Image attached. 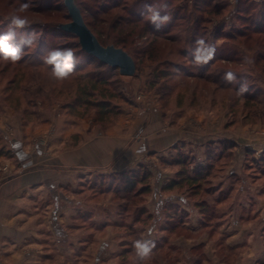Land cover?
I'll return each mask as SVG.
<instances>
[{
    "label": "rangeland",
    "instance_id": "obj_1",
    "mask_svg": "<svg viewBox=\"0 0 264 264\" xmlns=\"http://www.w3.org/2000/svg\"><path fill=\"white\" fill-rule=\"evenodd\" d=\"M116 1L123 4L125 0H76V3L84 15L98 23L103 38H107L104 46H114L113 43L118 38L127 40L126 52L136 61V73L132 77L121 76L118 70L100 66L97 60L81 51L76 37L58 29L60 24L70 22L64 0H0V34L7 31V18L15 9L28 3L29 9L21 15L27 16L30 26L19 29L16 38L19 41L21 36L33 32L37 35L36 42L25 49L20 61L13 63L0 59V143L3 141L1 133H5L9 139L15 138L17 134L16 138H21L23 129L29 130L37 138L46 132V127L53 123L54 118H60L64 114L80 117L70 110L87 111L83 119L98 123L99 116L93 109L87 110L77 103L82 97L77 89L81 85L94 84L100 79L108 82L109 92L116 95L111 105L115 111L116 108L120 111L117 119L105 123L114 122L112 125L104 127L105 125L98 124L103 131L115 126L123 111L128 113L132 122L138 119L139 112L150 111L151 118L159 116L162 119L161 125L173 128H191L192 124L200 128L201 122L205 128L209 126L208 123L216 122L231 130L264 125V117L259 119L261 113L264 114V0H142V4L150 2L151 6L160 11L161 16L168 15L171 18L162 28L173 36L172 40L163 41L155 40L153 29L141 33L132 30L127 23L116 29L110 27L111 22L102 9ZM128 1L134 4L138 0ZM145 19L148 20L146 15ZM148 23L151 24L150 21ZM171 25L174 26L167 31ZM201 38L206 45L215 47V53L206 63L201 61L197 64L194 58L199 49L197 41ZM53 48H71L76 54V67L63 81L52 78L49 74L51 66L45 65L42 60ZM246 57L252 63H246ZM19 62L21 65H15ZM227 72L235 73L237 82L232 87H226V90L217 87L212 99L211 92L215 87L198 78L224 79ZM85 76L91 81L86 82L83 78ZM245 82L248 84V91L243 96H237L236 90L240 83ZM98 95L97 99H100ZM72 104L76 107H71ZM209 115L215 121H211ZM197 116L203 119L198 121ZM181 149L183 151L180 155L177 153L162 158V166L174 163L181 156L190 161V150L187 146ZM252 163L257 165V159L254 158ZM206 167L198 169L192 163L189 176L204 173ZM172 170L178 172L180 168L174 167ZM245 172L252 175L257 171L246 169ZM128 178L134 179L135 174L132 173ZM212 178L200 182L201 188L184 183L180 187L167 189L165 192L169 195L178 196V202L163 209L161 214H151L153 219L139 227L135 236L131 235L133 229H120L119 232H123L122 238L129 240L128 246L141 240L143 236L154 241L155 247L142 264H256L246 256L255 246L249 243L240 245L238 240L253 235L252 244L260 243L264 232L243 230L238 232V237L218 223L222 216L213 212L215 205L212 204L214 199L210 196L209 181ZM104 181L105 187L109 181ZM104 198L107 200L106 198L111 197ZM115 198L118 199L112 200L121 204L120 210L125 206L123 204L130 201L126 205L131 206L130 214L124 215V223L136 218L134 209H142L146 204L144 197L135 201L118 196ZM179 198H183V202ZM201 201L209 203L207 215L209 217L215 213V219L205 218L209 223L207 228L204 229L202 225L200 230H194L190 213ZM159 216L161 221H157ZM146 217L147 215L144 216ZM137 220L141 224L145 223L141 219ZM177 224L182 228L171 230ZM149 228L153 229L151 235L147 234ZM207 239L213 245H208ZM228 240L232 246L227 245ZM261 257L264 259V256ZM137 259L135 253H127L118 261L119 264H137Z\"/></svg>",
    "mask_w": 264,
    "mask_h": 264
},
{
    "label": "crops",
    "instance_id": "obj_2",
    "mask_svg": "<svg viewBox=\"0 0 264 264\" xmlns=\"http://www.w3.org/2000/svg\"><path fill=\"white\" fill-rule=\"evenodd\" d=\"M138 115L132 122L123 111L107 131L94 120L64 114L37 138L23 129L21 138L1 133L0 154L10 152L13 158L0 156V264H119L129 244L119 232L125 214L114 199L95 194L99 179L123 190L132 173L147 169L151 190L143 196V209L161 214L178 202V196L165 192L176 180L175 163L166 168L162 158L184 146L202 169L217 162L227 143H237L229 161L218 160L224 169L209 180L213 212L220 213L218 223L233 236L243 230L264 232L263 124L231 130L216 122L205 128L201 122L200 128H173L161 125L159 116L151 118L150 111ZM254 158L257 165L250 164ZM246 169L257 172L249 175ZM190 214L192 228L200 230L202 213L196 208ZM252 238L244 236L238 244L255 246L246 256L264 264V234L260 243L252 244ZM227 245L233 244L228 240Z\"/></svg>",
    "mask_w": 264,
    "mask_h": 264
},
{
    "label": "trees",
    "instance_id": "obj_3",
    "mask_svg": "<svg viewBox=\"0 0 264 264\" xmlns=\"http://www.w3.org/2000/svg\"><path fill=\"white\" fill-rule=\"evenodd\" d=\"M142 3H143L142 0H140V1L138 0L134 4H131L128 0H125L123 4H120L119 2L116 1L114 4L104 7L102 10H105V14L108 18L107 20H109L111 22L110 27H112V28L114 27L116 29L121 24L127 23L126 25L131 26L132 30L140 31L141 33L142 32H149V30L153 29L154 35H155V40L163 41V40L171 39L173 36L167 34L166 31H163L162 27L159 30H157L153 26L152 23L151 24L148 23L149 20H146L145 15H144L145 14V6L151 5V3L150 2H146L145 4H142ZM78 7H79V5H78ZM80 10L82 12V15H83V18L85 20L86 25L93 32V34L97 37L99 42L104 46V43L106 42L107 38L106 37L103 38V34L100 32V28H99L98 23H95L96 22L95 20H91L88 15H84L81 8H80ZM141 11H143V12H141ZM68 18H69V21H71V19L69 17V13H68ZM172 26H174V25H171L170 28H167V29L164 28V29L169 31V29H172ZM63 33L76 37L73 34H69L66 32H63ZM155 40H153V41H155ZM113 44L115 47L121 48V49L126 51V48H127L126 44H128V43H127L126 39L118 38L115 40V42ZM80 48H81V46H80ZM81 51L83 53H85L87 56H89L90 58L97 60L96 58H94V57L90 56L89 54H87L86 52H84L82 50V48H81ZM128 54L130 55L129 52H128ZM130 56L132 57V55H130ZM97 61L99 62L100 66L101 65L107 66V65L101 63L99 60H97ZM134 61H135V59H134ZM135 64H136V61H135ZM15 65H21V62L16 63ZM112 69H114V68H112ZM115 70H118V69H115ZM83 78L86 82L91 81V80H89L88 76H85ZM198 80L204 81L208 84L210 83L211 85H213L215 87V88H213V90L211 92L212 99L215 96L217 87L221 88L223 90H226V87H232V84L226 83L225 79L213 78L210 80L208 78L207 79L206 78L205 79L204 78H198ZM219 80H221L222 82H219ZM58 81H63V80H58ZM108 86H109V84H108V82H106V80L100 79V80H96V83H94V84L89 83L87 85H81V87L78 88L79 90L77 89V91H80V93L82 95V97H80L78 99L77 103H79L80 106L86 107L85 109H87V110L93 109L99 116L98 124H103V125H105L106 121H110V120L113 121L120 116V111L117 108H116L117 111H115V108L111 105V101L116 98V95L115 94L113 95V93L109 92ZM108 93H110V94H108ZM97 95L100 97V99H97ZM193 98H194V96H193ZM212 101H214V100H212ZM71 107L74 108L76 106L74 104H72ZM78 111L73 112L70 110V112L72 114L77 115V117L80 116L79 118H84L83 116H86L88 113L87 111H79V112ZM255 113H256V111H254L253 115H255ZM259 117H260L259 119H262L264 117V114L261 113V116H259ZM112 123H114V122H111V124H106L104 127H108L109 125H112ZM234 147H235V145L233 143H227L225 146V150H224L223 154H221L219 159L223 157L225 159L224 162L229 161L232 158V155H233L232 149ZM182 151H183L182 149H179V151H178L179 155L182 154ZM0 156L1 157H10L11 153L10 152H1ZM218 160L216 162V160L213 159L212 161L208 162V165L206 167L207 170L204 173H197V175L191 177V176H189V170H190L192 163H194V159L191 157L190 161H188V159H186L182 156L178 157L174 162L175 163L174 166L179 167L180 170H178V172H177L176 180H174L169 185L170 187L168 189L180 187L184 183L193 184V186H197L198 188H201L200 182L201 183L206 182L209 177L214 176L216 173H218V171H220L221 169H224V164L221 163L220 161L218 162ZM252 162H253V160H251L250 164L254 165V163H252ZM199 171H201V170H199ZM150 180H151V173L147 169L145 170L144 168H141L135 174L134 179L130 180V178H129L128 180H126L124 182L123 190L115 188V185H117V184L114 183V186H113L112 182H110L107 186L104 187V185L106 183L103 179L100 178L99 183L97 184V189L95 190V194H97L99 196L111 197L112 199H118V198H115L116 196L121 197V198H130L131 200L135 201L137 199H142L143 196H145V194H148L150 192V190H151V187L149 185ZM121 192L123 193V196H122ZM128 203H130V201ZM128 203L123 204L125 206L121 209L122 213H124L125 215L127 214V216H128V214H130L129 209L131 207V206H126ZM207 203H206V201H201L197 204V208L200 210L202 215H204L203 216L204 219L202 221V225H203L204 229H206L207 226L209 225V223L207 221H205V218H207V220L210 217H213L215 219V213H213L212 216L208 217V215H207V209H208ZM208 205H209V203H208ZM134 213H136V218L133 216L134 218H131V222H127V223L122 222L121 223L122 228L131 229V230L133 229V232H131L132 236H135L137 234L139 227L146 225L149 220L153 219V217L151 215H148L147 211L143 208L142 209L137 208L136 210L134 209ZM145 215H147L146 218H144ZM123 218H125V217H123ZM137 219H141L145 223L141 224V222L138 221ZM135 227H138V228H135ZM212 227L214 229V226H212ZM178 228H182V227H179V225L177 224L175 227L173 226V228L171 230L178 229ZM127 236H130V235L127 234ZM133 243H131V246L129 245L127 247V253H135V251H134L135 248H134ZM123 256H125V254H123L121 257H123ZM160 261H162V260H160Z\"/></svg>",
    "mask_w": 264,
    "mask_h": 264
},
{
    "label": "clouds",
    "instance_id": "obj_4",
    "mask_svg": "<svg viewBox=\"0 0 264 264\" xmlns=\"http://www.w3.org/2000/svg\"><path fill=\"white\" fill-rule=\"evenodd\" d=\"M28 3L21 4L18 9L15 10L8 18L7 31L0 34V59L4 61H11L13 63L22 59L25 49L30 48L37 40L36 33H29L27 36H21L17 41V31L25 27L30 26L27 16L21 15L29 9ZM146 18L153 24V26L159 30L163 25L170 21L168 15L161 16L160 11L151 5L145 6ZM199 49L195 55L194 62L200 63L201 61L206 63L210 60L215 53V47L212 45H206L205 41L201 38L197 41ZM43 63L47 66H51L49 74L56 80L67 79L74 71L77 63L76 54L71 48H53L49 50L46 55L42 57ZM246 63H252L250 59L245 58ZM224 79L229 84H235L237 78L235 73L227 72ZM248 91V84L240 83L239 88L236 90L237 96H243ZM152 228L148 229V234L151 235ZM155 247V243L149 239L136 240L134 242L135 254L137 264L148 258Z\"/></svg>",
    "mask_w": 264,
    "mask_h": 264
},
{
    "label": "water",
    "instance_id": "obj_5",
    "mask_svg": "<svg viewBox=\"0 0 264 264\" xmlns=\"http://www.w3.org/2000/svg\"><path fill=\"white\" fill-rule=\"evenodd\" d=\"M65 7L69 13L71 21L60 24L58 29L75 35L84 52L96 58L101 63L118 69L121 76L132 77L136 73L134 59L123 49L113 45L103 46L93 32L86 25L82 12L76 0H64Z\"/></svg>",
    "mask_w": 264,
    "mask_h": 264
},
{
    "label": "built area",
    "instance_id": "obj_6",
    "mask_svg": "<svg viewBox=\"0 0 264 264\" xmlns=\"http://www.w3.org/2000/svg\"><path fill=\"white\" fill-rule=\"evenodd\" d=\"M3 170H4L5 172H7V168H4Z\"/></svg>",
    "mask_w": 264,
    "mask_h": 264
}]
</instances>
